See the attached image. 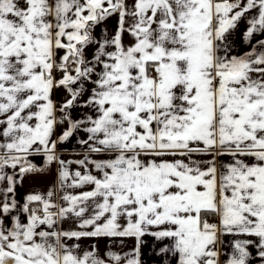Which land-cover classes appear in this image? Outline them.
Returning <instances> with one entry per match:
<instances>
[{"label":"crops","instance_id":"obj_1","mask_svg":"<svg viewBox=\"0 0 264 264\" xmlns=\"http://www.w3.org/2000/svg\"><path fill=\"white\" fill-rule=\"evenodd\" d=\"M0 264H264V0H0Z\"/></svg>","mask_w":264,"mask_h":264},{"label":"built area","instance_id":"obj_2","mask_svg":"<svg viewBox=\"0 0 264 264\" xmlns=\"http://www.w3.org/2000/svg\"><path fill=\"white\" fill-rule=\"evenodd\" d=\"M213 1L214 2H221L225 5H232V6H236L241 2V0H213ZM75 65H76V62H74V60L69 62L70 67H74ZM150 75L152 78L157 79L160 76V72L151 69ZM31 212L34 215H41L42 214V210L37 208V207H32ZM202 218L204 220H206L207 222H209L210 224L216 223V219L213 216H210L209 214H203Z\"/></svg>","mask_w":264,"mask_h":264}]
</instances>
